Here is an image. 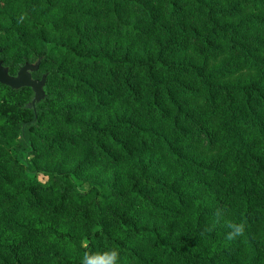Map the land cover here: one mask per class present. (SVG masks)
<instances>
[{"label": "trees", "instance_id": "obj_1", "mask_svg": "<svg viewBox=\"0 0 264 264\" xmlns=\"http://www.w3.org/2000/svg\"><path fill=\"white\" fill-rule=\"evenodd\" d=\"M0 51V264H264V0H0Z\"/></svg>", "mask_w": 264, "mask_h": 264}, {"label": "water", "instance_id": "obj_2", "mask_svg": "<svg viewBox=\"0 0 264 264\" xmlns=\"http://www.w3.org/2000/svg\"><path fill=\"white\" fill-rule=\"evenodd\" d=\"M1 54V51H0ZM42 60L38 61L34 65H25L17 74V76H11L9 69L6 68L2 61H0V84L8 87L12 90L18 91L21 89H31L33 92V99L27 109H35L46 97L45 87L47 83V76H44L42 80H34L33 74L39 70Z\"/></svg>", "mask_w": 264, "mask_h": 264}, {"label": "rangeland", "instance_id": "obj_3", "mask_svg": "<svg viewBox=\"0 0 264 264\" xmlns=\"http://www.w3.org/2000/svg\"><path fill=\"white\" fill-rule=\"evenodd\" d=\"M41 179H42V180H44V178H43V177H41ZM82 190L84 191V190H85V188H82Z\"/></svg>", "mask_w": 264, "mask_h": 264}, {"label": "clouds", "instance_id": "obj_4", "mask_svg": "<svg viewBox=\"0 0 264 264\" xmlns=\"http://www.w3.org/2000/svg\"><path fill=\"white\" fill-rule=\"evenodd\" d=\"M237 231H239V229Z\"/></svg>", "mask_w": 264, "mask_h": 264}]
</instances>
